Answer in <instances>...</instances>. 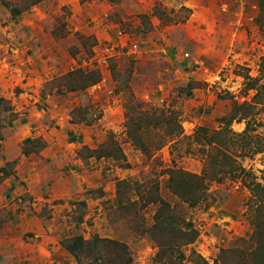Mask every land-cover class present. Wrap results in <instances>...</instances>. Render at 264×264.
I'll return each mask as SVG.
<instances>
[{
	"label": "rangeland",
	"instance_id": "obj_1",
	"mask_svg": "<svg viewBox=\"0 0 264 264\" xmlns=\"http://www.w3.org/2000/svg\"><path fill=\"white\" fill-rule=\"evenodd\" d=\"M158 199L173 263L255 248L264 0H0V264H173Z\"/></svg>",
	"mask_w": 264,
	"mask_h": 264
},
{
	"label": "trees",
	"instance_id": "obj_2",
	"mask_svg": "<svg viewBox=\"0 0 264 264\" xmlns=\"http://www.w3.org/2000/svg\"><path fill=\"white\" fill-rule=\"evenodd\" d=\"M18 10V9H17ZM16 10V12H18ZM12 13H15V10H12ZM98 81V79H95ZM108 155V154H107ZM109 156H111L109 154ZM200 178L189 175L188 177H180L175 175L173 177L172 187L181 191L183 197H189L190 205L195 207L202 201H205L208 196H206L201 189H204L205 184L201 185ZM158 191V189H156ZM158 199L157 201H159ZM162 203V211L160 210L155 216V225L150 230L153 233L154 237L161 236L162 241H159L160 246L164 247V255L169 257L171 263H173V255L175 246H179L181 243H190L194 241L198 235V230L194 225L186 223V231H183L182 228H177L176 222L180 218V214L176 213L175 215L170 214V204L165 200H160ZM261 207L258 210L264 208V203L260 202ZM169 214L170 216H167ZM252 238L256 244L255 248L249 252L243 251H233V250H224L219 260L214 264H233L232 260H235V263L238 264H264V213H259L255 215L254 220V231L252 233ZM181 241V242H177ZM179 243V244H177ZM86 244L81 237H77L72 244H65V248L72 253L75 257L77 250ZM168 252L171 254L168 255ZM182 258V257H181ZM202 261V259H200ZM202 262H200L201 264ZM170 264V263H169ZM173 264H182L181 259L178 262ZM203 264H208L207 261H203Z\"/></svg>",
	"mask_w": 264,
	"mask_h": 264
}]
</instances>
